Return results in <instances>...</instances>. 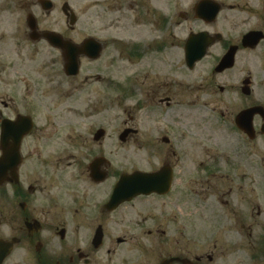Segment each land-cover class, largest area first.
Instances as JSON below:
<instances>
[{
	"label": "flooded vegetation",
	"instance_id": "obj_1",
	"mask_svg": "<svg viewBox=\"0 0 264 264\" xmlns=\"http://www.w3.org/2000/svg\"><path fill=\"white\" fill-rule=\"evenodd\" d=\"M108 6L89 56L79 20H37L56 0H0V264H220L229 225L264 264V0Z\"/></svg>",
	"mask_w": 264,
	"mask_h": 264
},
{
	"label": "rangeland",
	"instance_id": "obj_2",
	"mask_svg": "<svg viewBox=\"0 0 264 264\" xmlns=\"http://www.w3.org/2000/svg\"><path fill=\"white\" fill-rule=\"evenodd\" d=\"M63 0H56V8L52 9L49 12H44L40 9H37L36 18L37 20H50L51 23L49 24L52 28H58L59 23H57L58 20H67L64 18L63 13L60 11V5ZM69 4L70 8L74 11L75 15L77 16V20H79V24L82 29V35L83 37L87 36H94V35H106L110 32L109 30V18H110V9L108 6V0H66ZM58 6V7H57ZM9 16V15H8ZM45 24V23H44ZM86 103H84L85 106ZM121 107H118L116 109L117 113V124L122 123L123 121V113L120 110ZM118 154L123 155V151L121 149H117ZM199 216H201V212L197 213ZM167 220L165 221V219ZM185 219V224H187V217H183ZM150 219H156L161 222L164 221L165 226L169 227V237H165V240L171 239V233H172V226L175 227L173 222L172 216H164V217H157L152 218L148 217V222ZM123 224L122 227H119L120 229L124 228V225H126V221L120 222ZM120 223H117L120 224ZM200 223H203V220L201 218H196V224L200 225ZM228 231L224 232L225 238H223L220 243L218 244V248L214 250L215 255H221L222 252L225 254L223 257H218L217 262L220 264H236V250H238V242H239V235L237 232L232 229V227L228 226ZM149 242H155L156 238L154 237H148ZM230 258L231 261H226L227 258ZM220 259V260H219Z\"/></svg>",
	"mask_w": 264,
	"mask_h": 264
},
{
	"label": "water",
	"instance_id": "obj_3",
	"mask_svg": "<svg viewBox=\"0 0 264 264\" xmlns=\"http://www.w3.org/2000/svg\"><path fill=\"white\" fill-rule=\"evenodd\" d=\"M68 9V6L64 8L66 11ZM71 20H75L74 15H71ZM46 39L53 45L61 47L62 48V40L60 36L56 33L50 32V33H45L44 34ZM94 41L92 40H87V42L84 43V45L80 48H78L77 53H84L86 55H92L89 53L90 49L94 47ZM156 177L153 176L152 178L146 175H143L141 173H135L132 176H124L120 184L118 185L117 188V202L129 198L130 195L132 194H137V193H148L149 190H145L143 187H145L146 184H152L155 182ZM144 184V186H143ZM127 185H130V187H133L135 189L131 190L128 192L127 190L123 191V188L127 187ZM129 194V195H127ZM125 195V196H124Z\"/></svg>",
	"mask_w": 264,
	"mask_h": 264
}]
</instances>
